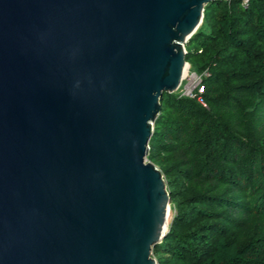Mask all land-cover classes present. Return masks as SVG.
I'll list each match as a JSON object with an SVG mask.
<instances>
[{"label": "water", "instance_id": "1", "mask_svg": "<svg viewBox=\"0 0 264 264\" xmlns=\"http://www.w3.org/2000/svg\"><path fill=\"white\" fill-rule=\"evenodd\" d=\"M214 0H0V264H158L148 160Z\"/></svg>", "mask_w": 264, "mask_h": 264}, {"label": "trees", "instance_id": "2", "mask_svg": "<svg viewBox=\"0 0 264 264\" xmlns=\"http://www.w3.org/2000/svg\"><path fill=\"white\" fill-rule=\"evenodd\" d=\"M205 107L165 92L148 158L173 216L159 264H264V0H214L186 43Z\"/></svg>", "mask_w": 264, "mask_h": 264}, {"label": "built area", "instance_id": "3", "mask_svg": "<svg viewBox=\"0 0 264 264\" xmlns=\"http://www.w3.org/2000/svg\"><path fill=\"white\" fill-rule=\"evenodd\" d=\"M224 1H233V0H224ZM241 1V4L244 8L249 6L250 0H239ZM188 70L190 73H192V77L195 78V86L193 89H190L188 87L186 88H181V94L182 95H186V96H190V97H194L197 98V100L202 103L205 107H207V103L205 102L204 98H203V92H204V85L202 83V78L201 76H199L196 72H191L190 71V66L188 67ZM189 76V73L188 75ZM185 76V77H187ZM184 77V78H185ZM183 82V81H182ZM182 85V84H181ZM180 88V87H179ZM159 264V263H158Z\"/></svg>", "mask_w": 264, "mask_h": 264}, {"label": "rangeland", "instance_id": "4", "mask_svg": "<svg viewBox=\"0 0 264 264\" xmlns=\"http://www.w3.org/2000/svg\"><path fill=\"white\" fill-rule=\"evenodd\" d=\"M187 43V42H186ZM186 43H185V47H186ZM193 72V71H191ZM187 73H188V70H187ZM187 75V74H186ZM195 78L192 77V73L189 72V76L185 77L183 79V87L182 88H190V89H193L194 86H195ZM177 91V90H176ZM181 91V90H180ZM149 160V158H148ZM165 177V176H164ZM166 180V179H165ZM168 189V188H167ZM172 216H173V210L171 208V199H170V209H169V214H168V224L170 222V220L172 219Z\"/></svg>", "mask_w": 264, "mask_h": 264}, {"label": "bare ground", "instance_id": "5", "mask_svg": "<svg viewBox=\"0 0 264 264\" xmlns=\"http://www.w3.org/2000/svg\"><path fill=\"white\" fill-rule=\"evenodd\" d=\"M187 70H188V67L186 68L185 72H184V77L188 75L189 73V70H188V73H187ZM187 74V75H186Z\"/></svg>", "mask_w": 264, "mask_h": 264}]
</instances>
